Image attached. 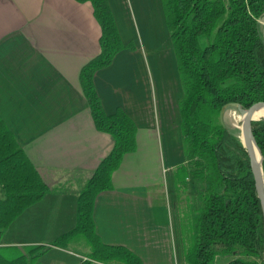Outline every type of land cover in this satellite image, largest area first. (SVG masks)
<instances>
[{
    "label": "crops",
    "instance_id": "1",
    "mask_svg": "<svg viewBox=\"0 0 264 264\" xmlns=\"http://www.w3.org/2000/svg\"><path fill=\"white\" fill-rule=\"evenodd\" d=\"M107 2L122 41L134 49L119 51L93 82L106 113L121 109L134 122L136 149L112 172V188L96 195L94 229L103 243L127 248L142 264H186L184 197L178 199L174 183L183 162L182 89L162 2ZM100 33L88 1L0 0V117L49 187L25 210L32 239L11 245L45 244L72 229L78 194L112 147L111 136L94 126L79 80L99 52ZM163 176L166 186L155 188ZM67 248L50 249L69 255ZM89 250L71 264H107L88 259Z\"/></svg>",
    "mask_w": 264,
    "mask_h": 264
},
{
    "label": "trees",
    "instance_id": "2",
    "mask_svg": "<svg viewBox=\"0 0 264 264\" xmlns=\"http://www.w3.org/2000/svg\"><path fill=\"white\" fill-rule=\"evenodd\" d=\"M76 1L91 3L101 30L99 52L81 67L79 80L94 126L111 136L112 147L78 194L74 227L45 244L0 245V264H38L50 248H67L81 238L92 261L142 264L127 248L103 243L92 219L96 195L112 188V172L136 149L134 122L121 109L104 111L93 78L119 51L134 45L122 41L107 0ZM161 2L182 89L177 108L183 162L174 171L175 190L182 193L189 179L201 188L197 206L190 204L180 217L182 259L186 264H264V222L249 158L239 127L220 118L222 108L238 112L237 106L247 109L264 101V0ZM251 130L264 175V118L251 121ZM48 191L0 117V236Z\"/></svg>",
    "mask_w": 264,
    "mask_h": 264
},
{
    "label": "rangeland",
    "instance_id": "3",
    "mask_svg": "<svg viewBox=\"0 0 264 264\" xmlns=\"http://www.w3.org/2000/svg\"><path fill=\"white\" fill-rule=\"evenodd\" d=\"M238 112L234 111L233 109H226L224 111V120L230 122L238 127L241 125L242 120L239 121L238 119ZM151 179H157V170L155 169V164L151 167ZM155 188H164L166 186L165 176L161 177L160 184H154ZM201 188L197 186V184L192 180L187 181L186 188L184 191L176 192L177 197L179 198L180 195L184 197L181 199V203L183 205V212L188 210V206L191 204L192 206H197V194ZM26 209H24L9 225L6 231L0 236V245H11V244H18L20 242L29 241L32 239V232H31V222H28L26 219ZM84 246L76 245L75 243L71 244L67 248V252L69 255H65L61 251L56 249H49L45 253H43L38 258V264H71V263H78L80 262V255L86 250L89 249L87 241L81 238L80 242H78ZM180 251V247H178ZM71 254V255H70ZM78 255V257H76ZM68 256V257H67ZM223 261V260H221Z\"/></svg>",
    "mask_w": 264,
    "mask_h": 264
},
{
    "label": "water",
    "instance_id": "4",
    "mask_svg": "<svg viewBox=\"0 0 264 264\" xmlns=\"http://www.w3.org/2000/svg\"><path fill=\"white\" fill-rule=\"evenodd\" d=\"M264 22V18H263ZM264 107V101H259L254 104H252L250 107L247 109H243L240 106H237V110L239 114H245V119L242 121L241 125L239 126L240 129V139L242 141V144L247 152L248 158H249V164L255 184V189L257 193V197L260 201V206L262 210V215H263V222H264V175L262 172V167H261V160L262 156L260 153L259 148L257 147L255 140L252 135V130H251V121L253 120H258L261 118H254V113L255 110L260 107ZM224 108H222L220 112V118L221 121L223 122V116H224ZM264 118V117H262ZM253 144L256 146L258 152H259V157L260 160H257L256 153L253 148Z\"/></svg>",
    "mask_w": 264,
    "mask_h": 264
},
{
    "label": "bare ground",
    "instance_id": "5",
    "mask_svg": "<svg viewBox=\"0 0 264 264\" xmlns=\"http://www.w3.org/2000/svg\"><path fill=\"white\" fill-rule=\"evenodd\" d=\"M256 111H260V112H262V113H258V112H256ZM239 114V113H238ZM254 118H262V117H264V107L263 106H260V107H258L256 110H255V113H254V116H253ZM238 119H239V121H243L244 119H245V114H239L238 115ZM253 148H254V151H255V153H256V157H257V160L259 161L260 160V157H259V152H258V150H257V148H256V146L253 144Z\"/></svg>",
    "mask_w": 264,
    "mask_h": 264
}]
</instances>
